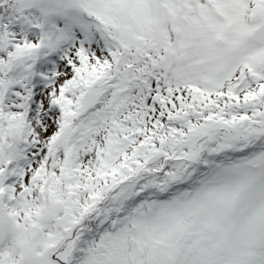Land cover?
Returning <instances> with one entry per match:
<instances>
[{"label":"snow or ice","instance_id":"1","mask_svg":"<svg viewBox=\"0 0 264 264\" xmlns=\"http://www.w3.org/2000/svg\"><path fill=\"white\" fill-rule=\"evenodd\" d=\"M0 264H264V0H0Z\"/></svg>","mask_w":264,"mask_h":264}]
</instances>
